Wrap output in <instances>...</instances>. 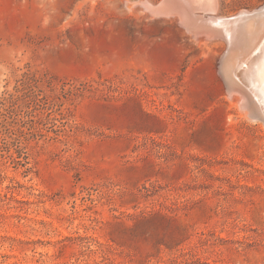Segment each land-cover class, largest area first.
I'll return each instance as SVG.
<instances>
[{
    "label": "rangeland",
    "instance_id": "374dc122",
    "mask_svg": "<svg viewBox=\"0 0 264 264\" xmlns=\"http://www.w3.org/2000/svg\"><path fill=\"white\" fill-rule=\"evenodd\" d=\"M140 2L0 0V264H264V123L227 41Z\"/></svg>",
    "mask_w": 264,
    "mask_h": 264
},
{
    "label": "bare ground",
    "instance_id": "6f19581e",
    "mask_svg": "<svg viewBox=\"0 0 264 264\" xmlns=\"http://www.w3.org/2000/svg\"><path fill=\"white\" fill-rule=\"evenodd\" d=\"M218 3L219 0H162L155 5L150 0H141L139 5H134L132 13L136 24L147 19L146 14L170 17L180 30L181 26L190 30L187 38L191 42L199 40L208 45L211 39L226 40L230 51L222 70L224 79L232 86L230 89L233 88L228 91L229 97L239 105L244 116L264 123V2L256 9L242 10L229 17L207 14L208 10H217ZM141 5L146 8V14L141 12ZM211 24L215 28H208Z\"/></svg>",
    "mask_w": 264,
    "mask_h": 264
},
{
    "label": "water",
    "instance_id": "95a60500",
    "mask_svg": "<svg viewBox=\"0 0 264 264\" xmlns=\"http://www.w3.org/2000/svg\"><path fill=\"white\" fill-rule=\"evenodd\" d=\"M233 85V84H232Z\"/></svg>",
    "mask_w": 264,
    "mask_h": 264
}]
</instances>
